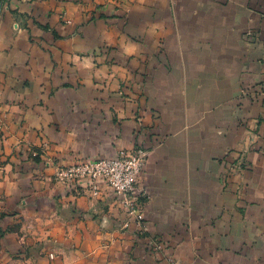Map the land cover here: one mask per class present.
Returning a JSON list of instances; mask_svg holds the SVG:
<instances>
[{"label": "crops", "instance_id": "crops-1", "mask_svg": "<svg viewBox=\"0 0 264 264\" xmlns=\"http://www.w3.org/2000/svg\"><path fill=\"white\" fill-rule=\"evenodd\" d=\"M112 1L0 0V264H264V0ZM136 147L147 236L48 163Z\"/></svg>", "mask_w": 264, "mask_h": 264}, {"label": "built area", "instance_id": "built-area-1", "mask_svg": "<svg viewBox=\"0 0 264 264\" xmlns=\"http://www.w3.org/2000/svg\"><path fill=\"white\" fill-rule=\"evenodd\" d=\"M148 152L138 147L132 151H120L114 159H97L79 163L67 169L58 170L59 178L64 181L76 174L87 179L101 181L117 195L127 209L140 216L137 209L139 197H144V190H138L139 177L144 170ZM54 258V255H51Z\"/></svg>", "mask_w": 264, "mask_h": 264}, {"label": "rangeland", "instance_id": "rangeland-1", "mask_svg": "<svg viewBox=\"0 0 264 264\" xmlns=\"http://www.w3.org/2000/svg\"><path fill=\"white\" fill-rule=\"evenodd\" d=\"M74 1H76L80 6H83V8H87L86 9V11H88V7H90L91 5H93V2L92 1H94V0H74ZM111 5L113 6V7H119L118 6V2H117V0H113L112 2H111ZM102 15H104V14H102ZM136 148H138V147H136ZM136 148H134V149H136ZM133 149V150H134ZM147 150V149H146ZM123 151H125V152H129V151H132V150H123ZM147 152H148V156H147V160H146V163H145V166H144V170H143V172L145 171V169H146V167H147V165H148V160H149V154H150V151L149 150H147ZM120 153V152H119ZM38 156H36L35 155V159L37 158ZM87 161H90V160H87ZM48 163H49V165L50 166H53L54 168H55V174H54V181L56 182V183H60V184H62L63 186H65V187H68V186H70V185H73V184H75V183H80V182H82V183H87L88 181L89 182H91L92 180H90V179H87V177L85 176V177H83V176H80V175H76V174H74V175H72V176H70V177H68L67 179H65L64 181H62L60 178H59V176H58V170L59 169H62V168H65V169H67V168H69V167H72V166H74V165H78L79 163H86V161H78V162H75V163H73V164H66V165H57L56 163H55V161H53V160H50V161H48ZM47 163V164H48ZM142 172V173H143ZM142 173H141V175H142ZM141 175H140V177H139V185H140V178H141ZM95 183L98 185V186H100V184H102V182L101 181H95ZM138 185V186H139ZM84 189H86V188H84ZM143 190H144V192H143V194H145V196L144 197H139V199H140V201H139V203L137 204V209L139 210V212H140V216H136L135 214H133L132 213V210L131 209H127L126 207H125V205L123 204V202H122V200L117 196V195H115L116 197H117V199L119 200V202H120V204H121V206H122V210H123V212L125 213V214H127L128 216H129V218H130V220H133L134 221V223L138 226V229H139V233L141 232V235L143 236L144 234H145V236H147L146 234H148V231H147V227H146V219H145V211H146V209H147V205H148V202L150 201V194L148 193V191L145 189V188H142ZM112 191V190H111ZM112 193H114L113 191H112ZM115 194V193H114ZM149 241L147 242L148 243V246L150 247V248H152V249H156V239L155 238H150V239H148ZM20 253H22V252H20ZM52 255V254H51ZM51 255H50V257H51ZM54 255V254H53ZM54 258H56L55 256H54ZM54 258H51V259H54Z\"/></svg>", "mask_w": 264, "mask_h": 264}]
</instances>
